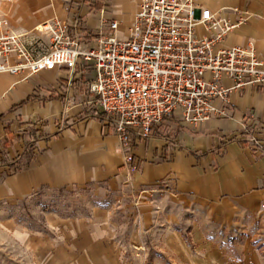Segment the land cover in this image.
<instances>
[{"label":"crops","instance_id":"obj_1","mask_svg":"<svg viewBox=\"0 0 264 264\" xmlns=\"http://www.w3.org/2000/svg\"><path fill=\"white\" fill-rule=\"evenodd\" d=\"M95 1L9 0L0 13L10 31L32 30L57 17L71 36L87 42L103 17L107 21L102 29L114 19L116 35L125 37L138 0H101L100 10L92 7ZM195 1L231 19L236 17L234 8L246 12V22L233 29L223 45L252 39L264 62V0ZM94 75L93 67L82 61L70 82L64 67L32 75L0 73V202L29 197L45 186L91 183L129 195L147 224L152 216L146 218L150 206L142 199L163 194L182 212L196 213L190 231L195 252L172 228V218L162 221L153 215L146 234L166 262L153 259L152 264H233L235 256L222 245L221 231L243 228V217H264V86H245L232 93L227 104L218 101L216 107L225 113L204 123L165 117L149 136L132 137V169L113 130L86 109L87 86ZM245 126L248 135L241 133ZM252 136L261 148L254 147ZM51 225L52 238L28 242L37 256L35 264H124L111 245L101 210L89 220L59 218ZM236 248L244 264H261L259 250L250 241Z\"/></svg>","mask_w":264,"mask_h":264},{"label":"built area","instance_id":"obj_2","mask_svg":"<svg viewBox=\"0 0 264 264\" xmlns=\"http://www.w3.org/2000/svg\"><path fill=\"white\" fill-rule=\"evenodd\" d=\"M233 11L235 19L195 0H138L125 37L116 35L114 19L102 29L107 21L102 17L87 42L71 36L57 17L32 30L10 31L0 15V73L32 75L64 67L70 82L78 63L89 64L95 75L86 109L113 130L133 169L132 137L149 136L165 117L204 123L225 113L218 101L227 104L245 86H264V62L254 41L223 45L247 20L246 12ZM250 141L261 148L255 136Z\"/></svg>","mask_w":264,"mask_h":264},{"label":"rangeland","instance_id":"obj_3","mask_svg":"<svg viewBox=\"0 0 264 264\" xmlns=\"http://www.w3.org/2000/svg\"><path fill=\"white\" fill-rule=\"evenodd\" d=\"M7 1L9 0H0V8H5ZM43 41L47 43L48 39L43 37ZM142 201L150 206L147 219L149 215L153 219V215H159L162 221L172 218L168 221L172 223V228L180 231L186 245L195 252V242L192 241L190 233L194 226L191 223L194 220L197 221L194 211L182 212L179 204L170 202L171 200L165 198L163 194L142 199ZM138 205L132 204V198L129 195L126 197L91 183L83 186L64 185L57 188L45 186L29 197L2 201L0 202V264H35L37 256L33 255L28 244L40 237L46 240L52 238L54 228L51 224L54 221L59 218L89 220L98 210L105 213L111 245L120 255L122 263L152 264L153 259L157 261L162 259L165 263V259L160 255L161 249L150 242L146 234L149 231L148 224L154 222L151 221V217L147 224L142 221L143 215L138 211ZM262 218L264 217L261 215L243 217L242 220H245L243 228L221 231L222 245L226 246L227 250L228 247L231 248L230 252L235 256L233 264L245 263V259H242L240 254L236 255V247H242L246 241H250L254 249L259 250L262 257L261 264H264V220ZM169 262L167 264H176ZM195 262V260H188L187 264H195Z\"/></svg>","mask_w":264,"mask_h":264},{"label":"trees","instance_id":"obj_4","mask_svg":"<svg viewBox=\"0 0 264 264\" xmlns=\"http://www.w3.org/2000/svg\"><path fill=\"white\" fill-rule=\"evenodd\" d=\"M91 5H92V7L95 10H100L101 9V6H102L101 0H96L94 3H91ZM241 133L247 134V135L250 134L248 127L245 126Z\"/></svg>","mask_w":264,"mask_h":264}]
</instances>
